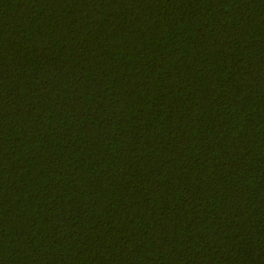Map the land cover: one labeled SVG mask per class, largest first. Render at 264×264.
Returning <instances> with one entry per match:
<instances>
[{
    "label": "trees",
    "instance_id": "trees-1",
    "mask_svg": "<svg viewBox=\"0 0 264 264\" xmlns=\"http://www.w3.org/2000/svg\"><path fill=\"white\" fill-rule=\"evenodd\" d=\"M0 264H264V0H0Z\"/></svg>",
    "mask_w": 264,
    "mask_h": 264
}]
</instances>
